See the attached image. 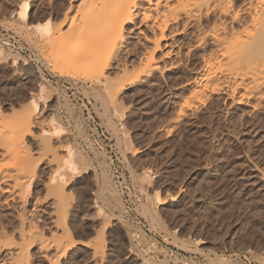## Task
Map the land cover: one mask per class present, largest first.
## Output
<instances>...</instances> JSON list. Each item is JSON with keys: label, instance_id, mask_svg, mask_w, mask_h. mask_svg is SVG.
I'll use <instances>...</instances> for the list:
<instances>
[{"label": "rangeland", "instance_id": "1", "mask_svg": "<svg viewBox=\"0 0 264 264\" xmlns=\"http://www.w3.org/2000/svg\"><path fill=\"white\" fill-rule=\"evenodd\" d=\"M69 1L32 0L29 21L50 18L53 24L49 31L34 33L18 29L23 24L16 19L18 0H0V35L4 29L18 37L7 46L0 43L3 53L17 57L15 62L0 58V133L4 136L36 99L44 110L33 131L44 130L43 140L60 138L64 144L63 150L53 144L54 151L52 145L31 150L40 165L32 192H46L43 183L67 159L68 148H78L92 163L65 185V194H71L65 197V221L75 242L60 263L92 264L91 248L98 244L104 256L96 264H264V99L253 107L258 95L245 96L243 88L224 91L223 82L221 92L203 91V46L190 39L193 46L184 44L183 54L171 59L178 65L169 66L171 60L156 55L163 69L141 74L116 95L114 106L108 99L103 107V85L87 78V66L78 62L83 51L106 47L101 1L95 0V14L86 26L81 16L82 22L58 28ZM187 28L176 38L189 42L193 27ZM124 34L127 51L110 61L107 77H127L141 69L139 59L150 44L142 34ZM40 85L49 96L40 93ZM239 98L242 103L236 102ZM53 118L60 120L63 133L48 139L45 128ZM103 176L114 195L102 192ZM149 195L161 199L152 213L144 211ZM19 202L8 200L14 207L17 203L15 210L0 200V225L13 231L16 241ZM49 202L48 197L36 206L29 202L24 210L30 218L37 216L34 223L46 238L55 229ZM29 249V264H47L37 255V244Z\"/></svg>", "mask_w": 264, "mask_h": 264}, {"label": "bare ground", "instance_id": "2", "mask_svg": "<svg viewBox=\"0 0 264 264\" xmlns=\"http://www.w3.org/2000/svg\"><path fill=\"white\" fill-rule=\"evenodd\" d=\"M31 1L32 0H18L19 6L16 12V19L23 22L22 27H19L18 29L34 33L49 31L53 25L51 21L52 19L49 20L50 18H46L45 21L37 23H31L29 21L31 18ZM71 1L74 0L69 1L68 10L63 14L64 16L61 18L62 20H60L58 28L66 25L67 22L71 25L75 22L78 23L77 21L83 20L81 16L86 19L85 22L83 21L84 24L88 22V18H92V14H95V12L93 13V4L95 3V0H75L76 4H71ZM99 1H101V10H99L100 13L98 14L102 18L100 17V19L97 14L98 22L100 19V22L101 20H104L103 22L106 24L105 26L107 29L104 27L105 33L107 32L108 34V37L106 35V40H108L105 43L106 47H101L102 49L100 47H95L87 50L88 52L83 51V54L79 58L80 61L78 59V62L80 63L82 61V65L87 66V71L83 73H86L85 76H87V78L94 77L97 82L103 85L102 88L104 94L102 97L100 96L101 99L99 98L104 104L103 107H108L106 105L108 99H111V102L114 101V104L117 103L115 102L117 98L116 95L125 88L127 84L130 85L131 82L139 79L141 74L146 77L154 70H160L162 67L157 63L156 55L157 58L161 59L167 58L171 60L172 57L173 59H176L183 54L181 48L186 43L188 44V49H190L189 46H193L194 44L198 47L203 46L201 55L199 54V59L202 64V76L205 79L202 88L203 91L209 90L216 94L220 89L222 91V85L226 88L224 91L230 92L243 88L242 90H244L245 96L246 94L258 95V101L253 107L261 104L260 101L264 99V0ZM22 5L24 7H21ZM80 17L82 19H80ZM138 22H142L144 28L140 27V25H138L140 23ZM103 25L104 23L102 26ZM84 26H86V24H84ZM187 27H193V32L189 33V35L191 34L190 38H188L189 42L187 40V42H185L184 39L181 38H176V36L184 34L186 29H188ZM82 29L85 30L86 27ZM127 30L136 35L142 34L143 40L150 44V46H148L149 48H145L144 54H141L143 56H140L141 58L139 57L141 69L138 68L139 72L130 76L127 75V77L116 76L115 78L114 75V77L110 75V77H107L108 75H105L104 69L110 66V61H112L113 58H116L122 50H126V46L123 44L126 41L124 33ZM49 36L53 37V33H50ZM136 38L138 39V37ZM190 39H193V45L191 43L192 40L190 41ZM206 43L210 44L211 48L206 47ZM188 49L186 51H188ZM1 50L0 58H8L11 59L12 62L17 61L16 56L10 57L5 51V53H3ZM188 52L190 53V51ZM177 63L178 60H171L167 64H169V66H176L178 65ZM125 64L128 63L124 62V64L121 65L127 67ZM247 75L250 76V82H245L247 81L245 80ZM258 75L261 79L259 77L257 80ZM227 79H232V81L229 83ZM222 82L224 84H222ZM197 90L200 91L199 87L196 89V92L200 94ZM39 91L41 94L45 93V95H50V92L47 91V88L44 85L39 86ZM193 92L195 93V90H193ZM205 96L207 95L205 94ZM242 98L237 99L238 101L236 102L242 103ZM114 104L112 106H114ZM187 105L188 104L184 106ZM42 106H40L39 102L34 99L33 103L29 105V108L27 107V110L18 115L15 123L12 124L14 126L8 129L6 128L7 135L3 132L4 136H2L0 133V136H2L0 137V160H4L0 162V195L7 194L6 196L4 195V197L1 196L2 198L0 200L4 202L5 205L9 204L8 200L12 201L15 198L17 201L18 199L20 201L18 205L19 211H17L19 213H16V217L18 218L17 229L15 227L18 240L16 241V239H13V231H6L5 229H8V227L5 228L4 225H0V234L2 236V239L0 238V264H29L31 257L29 248H31L34 243L37 244V255L39 254V257H42L47 264H61V258L70 252L69 250L75 242L65 221V197L67 196L66 194H69H65V190L67 191L65 185L72 182L81 169L88 171L92 167V163H90L78 148L74 146L71 149L68 148L67 159L58 163L59 165L57 164L55 166L57 168H53V171L51 170V173L48 175L46 179L47 182L43 183L45 184L46 192L42 195L34 194L32 192L33 182L36 175H38L37 172L40 170V165L38 162L32 160L31 150L45 151L48 149L47 147L52 144L56 147V150L57 147L60 149L62 148L61 150H63L64 146V144L62 146L60 138H53V140L50 139L52 140L51 143L49 142L50 140H46L47 142L45 139L43 140L41 133L44 134L45 132L42 130V127H40L42 131H39L40 137L37 131H33V128L38 126L39 116L44 110ZM105 108L103 109L106 110ZM115 108L116 107L113 109L115 110ZM179 113H181V111ZM58 120L59 119L56 118H53L52 120L49 119V125L45 128L47 130L46 134L48 139L52 138L51 135H54V137H60L61 134H59V131L63 133L61 129L62 125L59 122L60 120ZM53 145L51 146V149L54 151L55 149H53ZM51 149L49 148V150ZM53 151L52 153L55 154ZM41 153L43 154L44 152ZM52 153L51 157L53 156ZM56 158H54V160ZM58 161L60 162V160ZM102 179V192H105V194H107L106 192L111 193L113 189L111 190L110 188L113 185L109 184V178L103 176ZM67 192H69V189ZM70 195L71 194H69V196ZM47 197L50 198L49 204L52 208L51 211L54 214L51 223L52 226H54L53 229H55L52 231L53 233H51L50 238L44 237L41 230H39L38 226L34 223L37 216L30 214V218V216L26 214L27 212L24 211L27 203L30 202L29 204L32 206H36L43 200L45 201ZM107 199L108 198H106V200ZM147 199V209L144 211H146V213H152L155 209L156 201H160L161 199L152 195L147 196ZM12 204L14 205L15 203ZM67 204L69 205L70 202ZM15 207H17V203ZM15 207L13 209H15ZM150 220H154V218H151ZM154 223L156 225L155 221ZM99 246L100 245L97 244L91 248L92 256H90L92 258H90L93 261L92 264H96L95 261L101 259V255L104 256L101 252L103 249ZM156 264L165 263L159 261ZM223 264H228V262H224Z\"/></svg>", "mask_w": 264, "mask_h": 264}, {"label": "built area", "instance_id": "3", "mask_svg": "<svg viewBox=\"0 0 264 264\" xmlns=\"http://www.w3.org/2000/svg\"><path fill=\"white\" fill-rule=\"evenodd\" d=\"M15 38H18V37L15 36V34L12 33L11 31L1 29V35H0V43L1 44L7 46L10 44L11 41L14 43Z\"/></svg>", "mask_w": 264, "mask_h": 264}, {"label": "snow or ice", "instance_id": "4", "mask_svg": "<svg viewBox=\"0 0 264 264\" xmlns=\"http://www.w3.org/2000/svg\"><path fill=\"white\" fill-rule=\"evenodd\" d=\"M21 7H24L23 5Z\"/></svg>", "mask_w": 264, "mask_h": 264}]
</instances>
